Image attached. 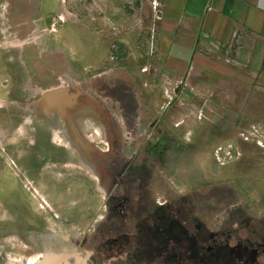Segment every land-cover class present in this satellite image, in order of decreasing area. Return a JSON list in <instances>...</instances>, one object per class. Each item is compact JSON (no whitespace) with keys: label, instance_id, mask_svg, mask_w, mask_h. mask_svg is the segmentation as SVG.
Segmentation results:
<instances>
[{"label":"rangeland","instance_id":"1","mask_svg":"<svg viewBox=\"0 0 264 264\" xmlns=\"http://www.w3.org/2000/svg\"><path fill=\"white\" fill-rule=\"evenodd\" d=\"M60 4L63 14L38 18L33 16V0H0V55L14 53L18 60L30 62L28 75L21 64L26 80L0 74V264H29L34 253L54 258L64 250L75 252L84 264H136L130 261L134 251L148 246V239L136 237L138 229L147 217H158L170 206L184 222L185 247L190 236L202 243L213 236L225 254L237 246L253 252L259 245L264 249V148L241 137L255 127L264 140L263 69L255 72L257 76L249 71L250 80L242 81L251 96L239 111L202 104L192 113L197 126L184 129V121L177 124L176 141L164 139L159 147L139 145L137 139L126 138L121 126L135 125L138 109L144 106L143 97L133 96L137 73L151 72L156 58L150 0ZM68 23L86 26L81 34L96 42L91 50L96 68L80 72L69 50L52 46ZM30 77L34 92L42 83L50 92L43 90L32 98L20 94ZM45 99L51 103V115L43 109ZM73 100V108L89 105L90 113L79 116L67 109ZM166 100L171 107L176 98ZM59 111L68 115L65 130ZM74 116L91 119L97 127L92 138L75 135L92 150L88 163L77 146L66 143V133H74ZM55 125L63 143L54 139ZM23 128L32 135L25 144L18 143ZM200 131L208 142L199 147L190 140ZM197 147L208 154L201 162L208 177L196 175L199 162L189 160ZM221 147L234 156L224 165L215 160ZM202 253L197 245L192 257ZM42 260L41 256L34 264Z\"/></svg>","mask_w":264,"mask_h":264},{"label":"crops","instance_id":"2","mask_svg":"<svg viewBox=\"0 0 264 264\" xmlns=\"http://www.w3.org/2000/svg\"><path fill=\"white\" fill-rule=\"evenodd\" d=\"M33 2V16L38 18L64 12L60 0ZM161 4V19L154 26L155 62L148 74L137 73V94L133 95L136 99L143 97L144 106L138 109L135 125L121 126L126 129V138L137 139L136 143L143 146L156 144L159 147L164 139L168 143L174 138L176 141L177 124L184 121V129L197 126L192 113L202 104L211 103L218 111H239L241 103L251 96V89L242 88V81L250 80L249 71H264V0H161ZM85 32L86 26L68 23L52 44L69 50L72 63L80 72L92 65L97 67L91 60L95 54L91 50H95L97 44L86 40L81 34ZM34 48L37 46L30 49ZM26 63H30L29 60L24 63L14 53L0 55V74L8 80H26L21 66L24 65V73H29ZM253 76H257L256 73ZM48 88L44 83L38 85L39 92L44 90L48 94ZM39 92H34L30 77L20 94L32 98ZM172 95L176 100L170 107L166 98ZM73 109L79 116L91 111L89 105ZM72 128L80 138L88 135L92 138L97 130L91 119L76 120L75 116ZM202 131L190 142L199 147L206 144L208 138ZM179 143L185 142L180 139ZM193 153L190 152L189 160L199 162L195 166L196 175L208 177V168L201 163L208 160V154L200 153L198 147ZM190 180L193 184V178Z\"/></svg>","mask_w":264,"mask_h":264},{"label":"flooded vegetation","instance_id":"3","mask_svg":"<svg viewBox=\"0 0 264 264\" xmlns=\"http://www.w3.org/2000/svg\"><path fill=\"white\" fill-rule=\"evenodd\" d=\"M77 97L78 96L76 95L73 99L76 100ZM74 100L67 109L73 108L75 104ZM44 110L46 115H51L50 111H52V109L50 106L44 104ZM57 114L59 122L64 126L63 129L65 130L66 125L64 122L68 115L66 111H59ZM54 129V139H58L63 143V139L58 134L60 129L56 125L54 126ZM66 135L70 138L66 143L77 146L83 153L84 161L87 162L92 153L89 146L79 141L76 138L75 133H71L70 135L66 133ZM31 136L30 132L22 134V138L18 143L25 144ZM70 165L76 166L75 163H70ZM153 213H157V211H154ZM161 223L168 227H160ZM144 224L145 225H142L138 229V235H136V237H145L148 239V246L145 247L147 250L144 249V247L136 248L134 256L130 259V261L135 262L136 264H264V249L260 245L258 248H255L254 252L247 246H237L234 251L229 249L225 254V248L218 244L217 239L213 236L208 237L206 243H202L201 240H198L197 238L193 239L190 236L191 234H188L187 236H190V243L185 247L183 243V241L186 240L183 234L184 222L176 218L172 206L168 207V210L158 217L154 218L150 215L147 217V221ZM175 228L179 230L178 235L174 233ZM198 242H201V245H199ZM197 245L203 253L202 255L196 254L192 257V250L193 248L197 249ZM177 246L181 247L179 248L180 250H178L179 252H177ZM76 261L78 263L77 258Z\"/></svg>","mask_w":264,"mask_h":264},{"label":"built area","instance_id":"4","mask_svg":"<svg viewBox=\"0 0 264 264\" xmlns=\"http://www.w3.org/2000/svg\"><path fill=\"white\" fill-rule=\"evenodd\" d=\"M150 6L152 10V23H153V28H152V49H155V23L158 22L161 19L162 15V4L161 0H150ZM156 50V49H155ZM259 132L256 130L255 127H252L251 130L248 133L241 134V137L244 141L246 142H253L256 145L263 147L264 148V140H262L259 137ZM234 156L232 155V150L230 149H223L218 148L215 152V160L217 161L218 164L224 165L227 158H233Z\"/></svg>","mask_w":264,"mask_h":264},{"label":"water","instance_id":"5","mask_svg":"<svg viewBox=\"0 0 264 264\" xmlns=\"http://www.w3.org/2000/svg\"><path fill=\"white\" fill-rule=\"evenodd\" d=\"M56 257L53 258L51 255H44L42 262L39 264H69V259H74L75 263H77L76 258L78 259L77 264H84V260H82L75 252H70L67 250H64L62 254L55 255ZM76 256V258H75ZM52 257V258H51ZM13 264V263H10Z\"/></svg>","mask_w":264,"mask_h":264},{"label":"bare ground","instance_id":"6","mask_svg":"<svg viewBox=\"0 0 264 264\" xmlns=\"http://www.w3.org/2000/svg\"><path fill=\"white\" fill-rule=\"evenodd\" d=\"M44 104L45 105H47V106H50V101H48V100H44V103H42V106H43V109H44ZM50 107H52V106H50ZM29 121H31V120H29V119H27V122H29ZM27 122H26V124H27ZM30 123V122H29ZM22 130V133L24 134V133H28V132H30V131H28V130H24V128L23 129H21ZM41 256H44V253L43 254H40V253H34L33 255H31L30 257V259L28 260L29 261V264H34L35 263V261H37L38 259H40V257Z\"/></svg>","mask_w":264,"mask_h":264}]
</instances>
